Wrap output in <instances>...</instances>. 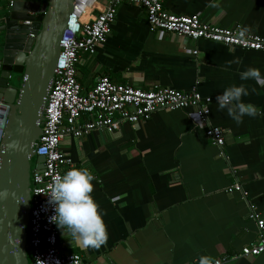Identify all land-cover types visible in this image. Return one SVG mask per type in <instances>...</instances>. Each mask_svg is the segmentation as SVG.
Returning <instances> with one entry per match:
<instances>
[{
	"label": "crops",
	"instance_id": "crops-1",
	"mask_svg": "<svg viewBox=\"0 0 264 264\" xmlns=\"http://www.w3.org/2000/svg\"><path fill=\"white\" fill-rule=\"evenodd\" d=\"M160 1L170 15L264 37V0ZM104 5L97 0V10ZM249 67L264 75V54L153 30L141 7L118 4L102 45L94 55L78 57L75 79L82 90L105 76L142 90L195 91L211 99L207 122L221 131L222 145L205 137L192 109L156 111L113 133L64 139L60 150L70 165L62 175L72 167L92 172V196L108 241L83 248L58 228V255L76 254L83 264H198L201 255L235 256L256 241V223L247 215L252 206L264 233V81H242L240 73ZM240 84L249 91L243 101L262 114L244 116L238 125L218 109L216 97ZM235 184L240 193H226ZM225 264H264V253Z\"/></svg>",
	"mask_w": 264,
	"mask_h": 264
},
{
	"label": "built area",
	"instance_id": "built-area-1",
	"mask_svg": "<svg viewBox=\"0 0 264 264\" xmlns=\"http://www.w3.org/2000/svg\"><path fill=\"white\" fill-rule=\"evenodd\" d=\"M121 2L141 7L147 24L153 30L175 34L188 41L204 40L264 54V37L247 34L236 25L224 29L205 24L195 16L170 15L160 0H105L100 10H97V0H72L42 108L40 136L34 148L35 156L43 158L42 167L35 168L34 164L30 171L27 223V255L30 264H83L76 254L58 255V227L50 222V217L55 214L54 207L44 194L48 191L52 177L62 175V169L70 165V160L60 150L64 139H78L94 130L113 133L121 123L135 125L144 122L156 111L192 109L198 124L204 127L205 137L214 146L222 145L221 131L207 122L211 99L195 91L182 93L170 88L142 90L128 84L110 82L105 76L97 78L87 91H83L77 83L75 66L79 55L92 56L102 45ZM1 110L0 135L4 122ZM83 115L87 118L81 122L80 117ZM240 191L239 185L235 184L226 193ZM248 209V219L256 223V241L241 247L235 256L216 259L220 264L264 253L263 222L258 219L252 206Z\"/></svg>",
	"mask_w": 264,
	"mask_h": 264
},
{
	"label": "water",
	"instance_id": "water-1",
	"mask_svg": "<svg viewBox=\"0 0 264 264\" xmlns=\"http://www.w3.org/2000/svg\"><path fill=\"white\" fill-rule=\"evenodd\" d=\"M71 6L72 0H0V193L7 191L0 196V264H30V165L35 158V168L42 167L34 148Z\"/></svg>",
	"mask_w": 264,
	"mask_h": 264
},
{
	"label": "clouds",
	"instance_id": "clouds-1",
	"mask_svg": "<svg viewBox=\"0 0 264 264\" xmlns=\"http://www.w3.org/2000/svg\"><path fill=\"white\" fill-rule=\"evenodd\" d=\"M209 7H218L217 3H210ZM242 81H264V75L258 68L249 67L240 73ZM255 89H253L254 91ZM249 91L244 84L231 85L222 94L217 95L216 102L219 110L227 111L238 125L243 123V117H256L261 110L252 103H245L242 97L248 96ZM95 179L92 172L86 167H72L63 175L52 177L46 194L48 203L54 207V215L50 222L55 223L75 243L83 248L99 249L108 241L107 225L103 219L99 204L92 193ZM0 196L6 197L4 190ZM198 264H220L219 260L211 255H201Z\"/></svg>",
	"mask_w": 264,
	"mask_h": 264
},
{
	"label": "rangeland",
	"instance_id": "rangeland-1",
	"mask_svg": "<svg viewBox=\"0 0 264 264\" xmlns=\"http://www.w3.org/2000/svg\"><path fill=\"white\" fill-rule=\"evenodd\" d=\"M10 84H11L12 86H14V87L17 86V84H18V76H17V75H12V76H11ZM34 160H35V158H34V159L32 160V162H31V165H30V171H32V169H33V166H34Z\"/></svg>",
	"mask_w": 264,
	"mask_h": 264
},
{
	"label": "bare ground",
	"instance_id": "bare-ground-1",
	"mask_svg": "<svg viewBox=\"0 0 264 264\" xmlns=\"http://www.w3.org/2000/svg\"><path fill=\"white\" fill-rule=\"evenodd\" d=\"M2 114V113H1ZM1 116V115H0Z\"/></svg>",
	"mask_w": 264,
	"mask_h": 264
}]
</instances>
